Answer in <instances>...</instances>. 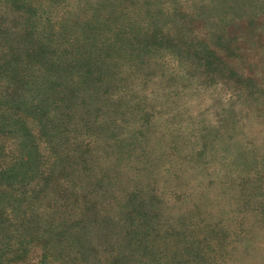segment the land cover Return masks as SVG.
<instances>
[{"label": "rangeland", "instance_id": "rangeland-1", "mask_svg": "<svg viewBox=\"0 0 264 264\" xmlns=\"http://www.w3.org/2000/svg\"><path fill=\"white\" fill-rule=\"evenodd\" d=\"M16 6L20 57L0 72V264H264V0ZM52 78L68 116L60 97L39 101ZM45 161L75 199L63 221L33 184L27 200L20 190Z\"/></svg>", "mask_w": 264, "mask_h": 264}, {"label": "trees", "instance_id": "trees-1", "mask_svg": "<svg viewBox=\"0 0 264 264\" xmlns=\"http://www.w3.org/2000/svg\"><path fill=\"white\" fill-rule=\"evenodd\" d=\"M18 0H0V72L2 70H5L6 65L7 66H12L11 63L13 62V58H19V43H22V37L19 38V34H16L18 31L21 32V29L19 28V25L17 24H21L23 25V22L21 21V19H23L24 17H22L21 15H17L15 14L14 10V6H16V2ZM30 1V0H28ZM33 3H38V2H42L43 0H31ZM56 2H61V0H55ZM22 7H25V4L22 5ZM14 13V14H13ZM12 17V18H11ZM9 19V21H13V27L15 29L14 30L11 28V26L9 27L8 24V28H4L2 25L4 24V21ZM11 25V24H10ZM16 26V27H15ZM14 33H13V32ZM34 47V52H39L43 47ZM8 54H11L12 59L11 60H7V56ZM43 55V53L41 54H37V56H39L38 58L40 59V57ZM30 62H31V58L29 56V58L26 59V65L25 66H21L20 70L23 73H26L28 71V69L30 68ZM9 64V65H8ZM38 64L40 67L42 66V69L44 67L48 68V64L49 62L46 63V61L44 62H40L36 63ZM46 68V70H47ZM18 72V69L17 71ZM29 73V72H28ZM45 77V76H44ZM42 77V79L44 78ZM74 77V76H73ZM11 78V77H10ZM60 78V75L58 74V79ZM75 78V77H74ZM48 82H50L52 88H49L48 90L44 89V86H40L37 88L38 93L40 95V102L43 100H49L48 97H51L53 102L57 103L59 101H57V99H59L58 97H60L61 101L63 103L64 106V111L63 114L64 116H68L70 115V112L72 111V108H70V103L67 98V93H65V96L62 97L60 92H56L53 88L54 85H57L58 83L52 78V80H48ZM41 83L43 84L44 81L42 80ZM78 86V81H75L73 79V95L75 94L74 92L76 91V87ZM32 89L30 88V91ZM48 91L49 95L48 96H43L44 92ZM72 98V95H71ZM66 110H68V113H66ZM32 154L29 155V157ZM19 156L20 159H25L28 156L27 155H23L22 153L19 152ZM235 168L240 169V166L238 163H235ZM218 167H221V171L223 173H229L230 171V167L228 165L225 164H221L219 166H216V169H218ZM236 171V169H235ZM239 171V170H238ZM237 173V171H236ZM29 174H31V172H29ZM34 174V178L36 179L34 183L28 182V184H23V186L20 187V190H22V194H23V198L25 200L28 199L31 191L29 190V185L33 184L34 185V189L33 190H37L39 191L44 198H48L49 199V204H48V208H51L52 213L54 214L53 218H57L60 221H63L64 216L63 214L60 216L59 211H61L62 209L66 210L74 201V197L71 195V193H65L62 191L61 186L64 185V183H62L64 179L63 174H61V172L57 171L55 167L52 166V164H50L49 162L45 161L42 164V167L39 168L38 170H35V172L33 171ZM66 174V172H65ZM10 179V178H9ZM15 181V180H14ZM13 181H10V183ZM64 182V181H63ZM29 190V193H24L25 191ZM73 193V191H71ZM70 194V195H69ZM63 226H65V223L63 222ZM32 241L28 244V246L24 249V254H27L29 256V254L31 253V251H34V248L31 247ZM10 261H15L10 259ZM1 264H5V262H2ZM7 264V263H6Z\"/></svg>", "mask_w": 264, "mask_h": 264}]
</instances>
